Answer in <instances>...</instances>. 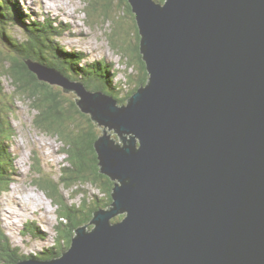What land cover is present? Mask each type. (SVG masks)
I'll return each instance as SVG.
<instances>
[{
	"label": "water",
	"instance_id": "1",
	"mask_svg": "<svg viewBox=\"0 0 264 264\" xmlns=\"http://www.w3.org/2000/svg\"><path fill=\"white\" fill-rule=\"evenodd\" d=\"M128 1L149 82L125 105L26 61L99 125L115 184L94 229L18 264H264V0Z\"/></svg>",
	"mask_w": 264,
	"mask_h": 264
},
{
	"label": "trees",
	"instance_id": "2",
	"mask_svg": "<svg viewBox=\"0 0 264 264\" xmlns=\"http://www.w3.org/2000/svg\"><path fill=\"white\" fill-rule=\"evenodd\" d=\"M116 1L123 9L122 14L127 15L132 12L133 19H135L128 0L96 1V14L108 21L114 12ZM155 1L161 4L165 2V0ZM132 25V30L134 28L137 37L136 41H132L130 47L125 46L126 41L119 37L126 38L130 34L126 29H123L116 41L111 39L113 42H111V46L119 47L124 53L126 52L127 58L133 57L136 60V66L124 62L129 68L135 67L138 72L129 75L125 81L115 82L120 71L115 68L114 63L106 58L87 62L88 57L85 53L77 52L75 49L69 50L66 45L59 42L65 30L60 29L56 23L48 19L32 20L19 3L15 4L12 0H0V73L5 80L12 84L15 92L17 91L16 94H23L24 97H32V99L36 97L37 101L42 104L40 117L36 119L37 127L52 135H58L64 143L62 152L68 156L67 164L60 168V178L57 180L52 178V173H46L39 155H35L33 160V166L36 165L35 168L38 169L37 175L39 176L35 173L38 178H34L32 183L43 190L55 205L61 204L59 208L64 210L63 213L59 211L61 219L64 216L67 218V224L60 222L57 226V237L54 241L56 247H48L45 252L37 255H22L21 249L13 245L0 222V264H18L34 258L51 260L60 256L62 250L66 251L71 247L79 228L86 225L87 229H94L92 220L95 214L99 210H107L113 205L112 195L115 182L100 172V162L95 148V143L102 136L99 126L92 121L89 115L79 110L73 96L65 95L59 88L40 82L37 75L29 71L26 61L39 62L47 68L60 72L72 82L82 83L87 90L101 91L114 97L120 105H124L137 90L149 82V73L141 53V35L136 19ZM16 28L23 30L24 36L27 35L24 40L15 37L14 29ZM120 32L118 31V34ZM120 41L124 42V47L119 45ZM129 49L130 51H128ZM2 91L4 88L0 81V113L2 116H6L4 120L0 119V134L7 132L5 135H0V195L9 190L16 176L13 165L14 158L11 157L10 150L16 130L10 121V111H6L9 113L5 115V108L1 104L4 100L8 104V109L14 110V107L12 102L6 101L7 95ZM16 94L10 96L11 101L15 100ZM37 101H34L36 106L39 105ZM78 118H81L83 123H79ZM75 127L83 128L81 135L73 134ZM43 173L49 178H45ZM87 183L98 186L105 193V200H99L88 211L85 210V206L83 209L74 206L73 208L67 207L61 194V186L70 189ZM101 202L102 204H100ZM124 216L119 215L112 221H120ZM32 225H36V222L27 224L26 232L23 233H33ZM37 230L40 231L39 228ZM41 235L45 237L46 233L42 232Z\"/></svg>",
	"mask_w": 264,
	"mask_h": 264
},
{
	"label": "rangeland",
	"instance_id": "3",
	"mask_svg": "<svg viewBox=\"0 0 264 264\" xmlns=\"http://www.w3.org/2000/svg\"><path fill=\"white\" fill-rule=\"evenodd\" d=\"M12 1L15 4L19 3L24 11L31 16L32 20L43 21L48 19L56 23L63 31L65 30L66 32L64 31V35L59 39V42L62 45H66L69 50L75 49L77 52L85 53L88 57L87 62L106 58L108 61L114 63L115 68L120 71L117 74L115 82L119 80L125 81L129 75L138 72L135 67L129 68L124 62L126 61L136 66V60L133 57L127 58L126 52L124 53L119 47L111 46V39L116 41L122 34L120 31L123 29H126L130 35L126 38L119 37L126 41V45L123 41H120V46L122 45L124 47L125 45L130 47L131 43H133L132 41H136L134 28L132 30V15L122 14L123 9L120 7L118 1L115 2L114 12L108 21H105L103 17L101 18L96 14V1L100 2V0ZM14 31L16 33L14 34L15 37L19 40H24L27 37V35L24 36L22 33L24 31L21 29L16 28ZM118 31L120 32L119 34ZM0 81L4 88L2 93L8 96V98L6 96V101L9 100L12 102V106L14 107V110L8 109V104L4 100L1 104L5 108V112L10 111V113L6 112L5 115L9 113L10 121L16 130L15 138L12 139L15 147L11 146L12 149L10 150L12 152L11 157L14 158L13 165L16 170L15 174L20 173L14 177L15 181L10 185L9 190L0 195V222L13 245L21 249L22 255H37L45 252V249L48 247H56L54 245V239L57 237V226L60 222L67 224V218L64 216L61 219L59 211L60 213L64 211L59 208L61 204L55 205L43 190L32 183L34 178H38L37 176H39L37 175L38 169L35 168L36 165L35 167L33 166L34 156L39 155L42 165L46 169V173H52V178L55 180L60 178V168L67 164L66 159L68 156L62 152L64 143L58 135H52L37 127L36 119L40 117L42 104L37 101L36 97L32 99V97H24L23 94H16L17 91L15 92V88L9 81L4 79L1 73ZM14 93L16 94L15 100L11 101L10 96ZM34 99L39 104H37L38 106L35 105ZM1 118L4 120L6 116H2L0 113ZM77 121L83 123L81 118H78ZM82 131L83 128L75 127L73 134L81 135ZM5 134L7 132L0 135ZM35 173L37 176H35ZM43 175L45 178H49L45 176V173ZM17 176L21 177L17 178ZM32 194L35 197H42V201L49 210V213H46V209L42 206L41 211L36 212L37 216L29 213L28 220L19 219L15 209L21 207H24L25 210L38 208L35 202L33 203V200L27 199L28 201H26V198ZM61 194L65 199L64 204L67 207L73 208L74 206L83 209L85 206L84 208L87 211L91 210L96 202L105 200L106 198L105 193L98 186L90 183L78 185L70 189L61 186ZM5 207L14 214L15 219H7L6 215L3 214L7 210ZM26 222L28 224L29 222H36V225H32L33 233H22L24 231L26 232ZM10 223L17 224V228L13 226L12 228L8 227ZM42 232L46 233L45 237L41 235Z\"/></svg>",
	"mask_w": 264,
	"mask_h": 264
},
{
	"label": "bare ground",
	"instance_id": "4",
	"mask_svg": "<svg viewBox=\"0 0 264 264\" xmlns=\"http://www.w3.org/2000/svg\"><path fill=\"white\" fill-rule=\"evenodd\" d=\"M48 3V2H47ZM49 36V35H48ZM27 199L29 200H33V203L35 202V205L38 207V208H33L32 210L29 209V210H25L24 207L22 208H19V209H15V212H16V215L19 219H27L29 216V213H31L32 215L34 216H37L36 212H38L39 210L41 211V207L44 206V208L46 209V213H49V210L47 209V207L45 206V204L43 203L42 201V197L38 196V197H35L33 194L32 195H29L28 198H26V201H28ZM22 206V205H20ZM40 208V209H39ZM5 209H7L5 207ZM7 213V214H6ZM4 215H6L7 219H15L14 217V214L11 213L9 211V209H7L6 211H4L3 213ZM28 220V219H27ZM13 221V220H12ZM49 221V220H48ZM12 226L14 228H17V224L15 223H10L8 224V227L12 228ZM19 229V227H18Z\"/></svg>",
	"mask_w": 264,
	"mask_h": 264
}]
</instances>
